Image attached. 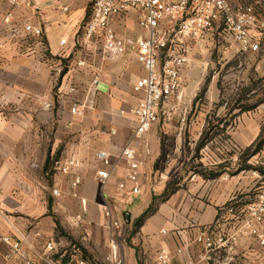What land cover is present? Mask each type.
Returning a JSON list of instances; mask_svg holds the SVG:
<instances>
[{"label":"crops","instance_id":"1","mask_svg":"<svg viewBox=\"0 0 264 264\" xmlns=\"http://www.w3.org/2000/svg\"><path fill=\"white\" fill-rule=\"evenodd\" d=\"M37 1L40 16L32 8L12 7L0 0V264H25L2 237L19 241L33 262L38 249L52 240L55 222L47 215L46 197L51 189L54 196L55 188L60 196L65 194L66 203L72 193L85 199V212L103 205L112 209V203L119 211L116 217L112 210L114 219L122 224L125 213L126 226L131 229L156 198L155 211L134 229L133 237L116 238L123 264H160L161 251L169 255L168 264H185L189 259L196 264H257L264 258V245L243 233L245 211L264 185V167L253 165L255 159L260 162V154L245 155L264 126V100L230 112L225 122L220 121L218 133L211 131L213 137L206 139L208 119L221 112L215 83L205 79L214 64L212 56L234 58L236 54L222 52L212 39L201 47L187 44L180 98L171 97L161 109L159 122L133 145L138 160L141 154L147 166L140 168L141 193L132 195L127 163L119 157L133 138L134 124L121 111L143 97V92L133 88L146 71L131 50L124 57L111 58L98 47L75 45L90 13L88 0ZM232 3L251 8L264 24V0ZM64 7L69 10L65 12ZM8 15L10 23L5 22ZM27 24H41L43 37L28 39L23 31ZM136 24L137 12L130 11L115 19L113 27L124 38L117 28ZM12 28L18 29L15 35ZM142 31L131 39L146 36ZM253 35L260 50L246 55L264 81V28ZM61 40L67 45L61 46ZM73 102L83 109L82 116L71 114ZM187 138L197 146L196 151L212 144L214 159L201 158L197 168L187 169ZM162 148L166 150L163 159ZM99 151L108 152L115 165L100 201L97 171L108 167L98 160ZM66 156L82 161L76 171L82 184L76 190L71 188L72 176L50 173L53 163ZM176 178L177 187L166 191ZM122 183L123 189L119 187ZM165 193L168 196L163 199ZM253 226L264 234V224ZM202 232L229 241L233 238L232 248L208 253L198 242Z\"/></svg>","mask_w":264,"mask_h":264},{"label":"built area","instance_id":"2","mask_svg":"<svg viewBox=\"0 0 264 264\" xmlns=\"http://www.w3.org/2000/svg\"><path fill=\"white\" fill-rule=\"evenodd\" d=\"M12 7L25 6L34 9L40 16V2L37 0H5ZM90 13L80 27L75 45L83 48L98 47L111 58L124 57L128 50L133 51L139 63L144 67L146 76L135 85V92H143V97L136 105L121 111L129 115L134 124L133 138L123 149L119 159L126 161L128 166L127 181L132 184V195L141 193L139 184L141 162L137 158L134 143L137 139L151 131L154 124L160 120L163 105L171 98H180V73L187 62V44L202 46L208 40H213L222 52H232L236 55L260 50L259 41L253 31L263 29L253 10L241 4L233 5L232 0H88ZM65 12L69 10L64 7ZM130 11L137 12V22L146 36L135 39L120 37L113 22L124 17ZM10 23V15L5 18ZM15 35L17 28H12ZM26 37L41 39L43 27L41 24L24 26ZM230 42V43H229ZM61 46L67 45L61 40ZM72 115L82 116L83 109L78 102H73L70 108ZM260 154V165L264 167V146ZM97 158L108 169L97 171L100 183L105 187L112 176L115 165L111 162V155L106 151H99ZM82 161L73 156L62 157L55 161L52 169L55 174L72 176L71 188L76 190L82 179L76 171ZM113 167V168H112ZM125 188L122 183L119 186ZM54 196H60L59 189H53ZM77 195V194H75ZM85 209L86 200L82 199ZM105 226L110 234V260L115 264H123L116 240L119 222L114 219L112 211L106 207ZM243 233L258 238L264 245V234L253 226V223L264 224V185L259 189L256 199L250 203L245 211ZM12 252L21 256L25 264H92L79 253L66 256L59 253L58 244L54 240L47 241L36 254V262L30 260L22 250L21 243L10 236L1 238ZM234 243V239H230ZM222 235H210L202 232L198 237L208 253L220 249H231L232 243ZM32 248V247H30ZM33 249V248H32ZM182 253V250L178 251ZM160 264H168L169 255L161 251L157 257ZM185 264H196L189 259ZM257 264H264L262 258Z\"/></svg>","mask_w":264,"mask_h":264},{"label":"rangeland","instance_id":"3","mask_svg":"<svg viewBox=\"0 0 264 264\" xmlns=\"http://www.w3.org/2000/svg\"><path fill=\"white\" fill-rule=\"evenodd\" d=\"M118 32H122L124 38H133L138 34H142L143 31L138 24L133 27H121L117 28ZM212 60L214 64L209 68L206 76V81H214V93L219 92L220 102L219 104L221 112L220 114L215 113L207 121L206 129L208 131L206 139L211 140L214 134L218 133L221 129L219 125L220 121L225 122L224 117H228L230 112L239 109H245V107L256 106L264 100V81L261 76V72L257 71L249 59L248 55L240 54L236 57H222L219 55H213ZM207 87V83L205 82ZM210 87V86H209ZM202 88V90H203ZM204 88V89H205ZM201 90V91H202ZM201 93V92H200ZM205 93V91H204ZM209 93V90L208 92ZM215 109V108H214ZM218 115V116H217ZM229 118H226V120ZM129 122L132 124L131 120ZM217 127V128H215ZM111 130V129H110ZM213 131L214 134H210ZM190 145H185L184 150L187 158V169H195L197 165L201 162V158L207 159V161H212L214 157L212 153V144L208 145V148L196 151V145L192 143L189 138L186 139ZM137 141H135L136 143ZM217 142V141H216ZM134 143V144H135ZM166 155V150L162 148L161 159ZM141 168L146 169L147 162L143 161L141 154L139 155ZM160 161V159H159ZM157 161L154 165V169L158 167ZM255 167H260V162L255 159L253 162ZM53 176L55 172L51 167L50 171ZM147 169V174H148ZM53 185V180L51 182ZM178 178L174 181L169 182L166 186V191L171 192L175 187H177ZM51 185V186H52ZM140 188H142L140 186ZM105 187L102 185L98 188V199L101 198L102 194L105 192ZM95 192V191H93ZM51 194L47 195L48 211L47 215L55 222L58 220L61 228L57 230V224L55 222L54 234L51 237L59 247V253H64L66 256L72 255L74 253H79L85 260L92 264H115L110 260L111 246H110V234L105 226L106 223V207L97 206V209L91 212H85L82 204V199L72 193L71 196L68 195L69 201L66 203L64 197L65 194L56 198ZM54 208V209H53ZM109 208V207H108ZM111 211L116 215L119 211L115 210L113 204L111 203ZM124 221L121 224L119 221V228L117 232L120 235L117 240L130 239L135 234V230L126 226V220L128 216L124 213ZM116 220V219H115Z\"/></svg>","mask_w":264,"mask_h":264},{"label":"trees","instance_id":"4","mask_svg":"<svg viewBox=\"0 0 264 264\" xmlns=\"http://www.w3.org/2000/svg\"><path fill=\"white\" fill-rule=\"evenodd\" d=\"M205 89H203L201 91V95L204 93ZM202 142V141H201ZM202 146V145H200ZM264 146V126L262 127L261 133L259 135V137L257 138V140L253 143V145L250 147V149H248L247 151H245V155H247V157L249 155H254L257 154L261 151L262 147ZM247 167V166H246ZM247 168H252V167H247ZM202 174H204L202 171L200 172ZM174 190V189H173ZM172 192V191H171ZM168 196V193L163 194V199L166 198ZM154 200H156V198L153 199L152 204L149 206V208H147L140 217H138L137 219H135L134 223H133V227L134 229H138L144 222L145 220L155 211V202ZM56 224H57V230L61 228L60 223L58 220H55Z\"/></svg>","mask_w":264,"mask_h":264}]
</instances>
